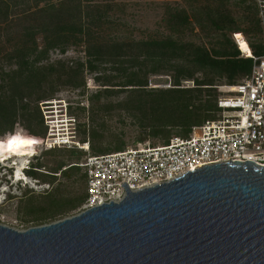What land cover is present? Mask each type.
<instances>
[{
	"label": "trees",
	"instance_id": "trees-1",
	"mask_svg": "<svg viewBox=\"0 0 264 264\" xmlns=\"http://www.w3.org/2000/svg\"><path fill=\"white\" fill-rule=\"evenodd\" d=\"M182 1L194 11L193 18L186 8L166 6L162 31L136 39L111 33L116 7L104 0H0V153L17 156L16 146L27 149L29 140L46 137L41 104L63 91L84 97L88 75L98 86L90 98V125L81 121L82 101L66 100L80 144L89 136H105L115 115L131 128L129 136L136 135L133 147L188 138L194 128L215 119L219 99L228 95L221 88L242 84L254 64L243 57L234 35L241 33L255 57H261L264 31L254 0ZM73 50H82L84 59L67 58ZM54 53L61 58L52 61ZM156 76L170 77L174 88H148ZM113 135L123 142L128 136L123 128ZM90 141L89 152L53 148L42 152L41 162L30 164L26 176L40 186H58L39 197L25 188L24 224L48 225L82 208L87 175L81 160L96 148ZM15 199L8 194L6 203Z\"/></svg>",
	"mask_w": 264,
	"mask_h": 264
},
{
	"label": "water",
	"instance_id": "water-1",
	"mask_svg": "<svg viewBox=\"0 0 264 264\" xmlns=\"http://www.w3.org/2000/svg\"><path fill=\"white\" fill-rule=\"evenodd\" d=\"M26 231L0 225V264H264V166H207Z\"/></svg>",
	"mask_w": 264,
	"mask_h": 264
},
{
	"label": "built area",
	"instance_id": "built-area-1",
	"mask_svg": "<svg viewBox=\"0 0 264 264\" xmlns=\"http://www.w3.org/2000/svg\"><path fill=\"white\" fill-rule=\"evenodd\" d=\"M254 2L264 31V0ZM240 37L244 38L241 33L234 35L241 50ZM241 52L244 58L254 61L251 76L242 84L222 87L228 95L219 99L216 118L194 128L188 138L173 137L165 145L144 143L121 152L86 158L81 166L87 175V200L81 213L121 202L126 197L123 184H127L131 192H139L207 166L234 161H251L264 166V55L255 57L251 51L250 54ZM148 88L174 87L170 77L165 76L151 80ZM48 103L51 102H44V106ZM52 103L51 110L58 107L65 110V117L58 120L62 128L67 124L76 127V119L68 115L67 102L55 100ZM53 124H46V139L53 144L50 148L45 145V150L78 148L89 152V143H78L74 131L60 132L57 136L55 127L50 128Z\"/></svg>",
	"mask_w": 264,
	"mask_h": 264
},
{
	"label": "rangeland",
	"instance_id": "rangeland-1",
	"mask_svg": "<svg viewBox=\"0 0 264 264\" xmlns=\"http://www.w3.org/2000/svg\"><path fill=\"white\" fill-rule=\"evenodd\" d=\"M106 1V4L112 3L116 7L114 12L111 14L113 19L116 21V26L114 27V31L111 33L118 34L120 38H136V39H143L147 38L150 35H153L155 32L162 31L160 23L163 18L165 7L166 6H172V7H180V8H186L190 16L193 18L194 11H192L191 8L187 7L186 4L182 0H104ZM207 6V5H206ZM205 6V7H206ZM198 32V30L196 31ZM202 38V37H201ZM245 40V39H244ZM246 42V40H245ZM248 45V43L246 42ZM246 44L241 42V50L245 51L247 50ZM67 58H82L84 59V53H82V50L78 52L77 50H73L69 52L66 55ZM52 61H55L60 57L58 53H54L51 56ZM157 77H165V76H156L152 77L151 80H154V78ZM150 80V81H151ZM87 91L85 93V96H78V91L74 92V96H72V92L70 91H63L59 93L55 100L59 101H66L70 97H74L76 100H80L81 106L85 108L84 116L81 119L82 122L90 125V98L91 94L95 92L98 89V86L94 83L93 77L88 75L87 76ZM123 97L120 98H114L113 101H119ZM49 101V102H54ZM50 103V104H51ZM48 103L47 106H44V103L41 104V111L43 112V118L46 124H50V122H53V125H50V128H54L56 135L59 136V133H65V131H71L73 134H75L76 137V131L75 127H70L68 124L62 128V124L58 120L63 118L65 115V110L58 107L57 109L51 110L50 105ZM56 105V103H52ZM61 106V104H60ZM56 108V107H55ZM56 117V118H55ZM65 117V116H64ZM71 117V116H70ZM72 118V117H71ZM74 118V117H73ZM129 123V121H128ZM127 123V124H128ZM109 126V132L103 135V137H94L91 138L88 137L89 147H90V140L93 141L95 145V150L92 151L89 155H87L84 159L81 160V162H85L86 158L88 156H101V155H107L109 153L112 154V152L115 151H123L128 148H132L133 145L132 139L136 135L129 136L130 129L128 126H124L121 122H119L118 115H115L114 119L108 122ZM123 128V130L126 131L128 136L125 139V142L121 140L119 137H115L113 133H118L119 130ZM64 129V130H62ZM66 129V130H65ZM19 135L22 139L28 140V137L24 138L25 132L22 129H17ZM52 130V129H51ZM61 133V134H62ZM90 135V134H89ZM47 137V135H46ZM46 137H40L38 139L29 140L31 141L30 145L27 147V149H23L22 147H17V156H9L8 152H6L4 155L0 153V225L6 226L12 229H15L17 231H26L30 228H34L31 225L24 224L25 216L20 211V206L22 204L21 199L25 200L26 196H24L25 188L32 189L34 191V194L38 197L40 195H43L46 191H51L52 189H55L58 184L56 183L53 187L42 185L40 186L37 181L33 177L27 176V181H24L23 183L16 182L15 178H13L14 172L11 170V168L15 167V163L17 162V159L22 158L25 160V168L26 166H30V164L37 163L38 161L43 160L42 152L45 150V145L48 146V148L51 147V144H53L50 140H47ZM77 140L80 139V136H78L77 133ZM152 142V141H151ZM126 143L127 147L122 150V146H124ZM108 145V147H107ZM159 146V145H157ZM32 156H35L34 158ZM39 159V160H37ZM84 160V161H83ZM3 163V164H1ZM30 163V164H28ZM7 167V168H6ZM66 170V168L64 169ZM26 171V170H25ZM26 174V173H25ZM60 181L63 184H66L65 179L62 177H59ZM9 182V184H8ZM86 187H87V180H86ZM13 185L11 188L13 191V195L17 196V199L14 200L13 203L7 204L4 200L5 194L3 193L4 190L9 189L8 185ZM28 184V185H27ZM68 191L72 188H69V186L66 188ZM84 186V190H85ZM76 190V191H75ZM80 190V185L76 184L74 186V191L78 193ZM81 213V209L77 210L73 213H71L68 218H72L74 216H77ZM51 224V223H50Z\"/></svg>",
	"mask_w": 264,
	"mask_h": 264
},
{
	"label": "bare ground",
	"instance_id": "bare-ground-1",
	"mask_svg": "<svg viewBox=\"0 0 264 264\" xmlns=\"http://www.w3.org/2000/svg\"><path fill=\"white\" fill-rule=\"evenodd\" d=\"M241 42L246 44L244 38L240 37V39H239L240 47H241ZM246 46L248 49L246 50V52L245 51L244 52L250 54V48L248 47L247 44H246ZM14 168H15V172L13 174V178H15L16 182H20L22 180L27 181L28 178L26 177V175L23 172L25 169V160L22 158L17 159V162L15 163Z\"/></svg>",
	"mask_w": 264,
	"mask_h": 264
},
{
	"label": "clouds",
	"instance_id": "clouds-1",
	"mask_svg": "<svg viewBox=\"0 0 264 264\" xmlns=\"http://www.w3.org/2000/svg\"><path fill=\"white\" fill-rule=\"evenodd\" d=\"M250 51H251V49H250ZM252 52V51H251ZM33 158L35 157V156H32ZM1 162V161H0ZM1 164H3V163H1ZM28 164H30V163H28ZM29 167V166H28ZM28 167L26 166V168L24 169V174H25V170H27L28 169ZM7 168V167H6ZM11 170L13 171V172H15V168H11ZM26 175V174H25ZM27 177V176H26ZM24 181L22 180V181H20V182H18V184L19 183H23ZM8 184H9V182H8ZM8 187H9V189H7V190H4L3 191V193L5 194V197H4V200L3 201H6L7 200V197H8V194H12L13 195V191H12V187H13V185H11L10 184V186L8 185Z\"/></svg>",
	"mask_w": 264,
	"mask_h": 264
},
{
	"label": "snow or ice",
	"instance_id": "snow-or-ice-1",
	"mask_svg": "<svg viewBox=\"0 0 264 264\" xmlns=\"http://www.w3.org/2000/svg\"><path fill=\"white\" fill-rule=\"evenodd\" d=\"M15 141H10L9 143L11 144V143H14ZM28 143H31V141H28Z\"/></svg>",
	"mask_w": 264,
	"mask_h": 264
},
{
	"label": "crops",
	"instance_id": "crops-1",
	"mask_svg": "<svg viewBox=\"0 0 264 264\" xmlns=\"http://www.w3.org/2000/svg\"><path fill=\"white\" fill-rule=\"evenodd\" d=\"M28 185V184H27Z\"/></svg>",
	"mask_w": 264,
	"mask_h": 264
}]
</instances>
